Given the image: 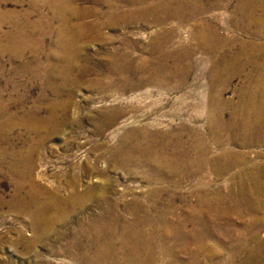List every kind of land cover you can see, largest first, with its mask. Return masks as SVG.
<instances>
[{
	"label": "bare ground",
	"instance_id": "6f19581e",
	"mask_svg": "<svg viewBox=\"0 0 264 264\" xmlns=\"http://www.w3.org/2000/svg\"><path fill=\"white\" fill-rule=\"evenodd\" d=\"M94 1L107 7V21L118 17L124 18L120 25L140 21L156 27L148 32V42L141 48L145 55L134 59V50L140 46L123 39L131 53L120 47L113 49L98 67L101 73L106 71L103 81L83 82L86 72L101 79L95 68L86 69L82 61L92 42H113L97 34L106 24L87 21L96 12L79 7L80 0L76 4L74 0H31V12L47 19L45 33L55 37L46 61L56 62L51 73L63 90L69 87V92L65 99L52 101L46 119H33L26 124L27 129H47L42 142L63 133L70 123L78 125L68 112L82 82L113 102L129 91L142 89H159L163 94L171 90L192 97L198 87L190 83V76L201 65L205 78L198 109L201 117L186 119L176 112L172 125L177 128H114L107 135L108 142L102 144L111 161L127 175L156 185L167 184L150 189L151 194L174 190L182 181L194 179L189 188L194 202L187 206L193 214L182 211L187 205L183 199L176 209L161 212L155 229L150 230L144 214L135 213L124 203L119 210L111 199L100 200L98 184L81 190L71 179L67 181L71 189L61 192V186L52 188L35 176L34 162L17 160L9 164L8 173L15 182L11 208L30 218L31 233L24 237L23 230H18L19 240L15 242L23 248V255L31 256L35 245L51 247L53 242L58 248H50V255L63 253L78 264H151L157 254L170 257L176 251L190 253L192 258L211 256L215 252L205 241L209 232L199 217L208 210H216L214 216L225 214L226 220L236 208L239 216L249 219L246 230L264 228V0ZM125 6L134 12L122 13ZM14 15V11L0 13V26ZM109 26H118V20ZM180 28L187 35L181 36ZM20 37L27 39L25 33ZM26 44L21 43L17 56L23 54ZM46 45V40L37 43L44 49ZM4 52L0 45V54ZM59 112L62 116L58 120ZM141 120L133 117L123 124H139ZM49 122L51 128H46ZM116 123L108 121L105 127H95L94 133L104 134ZM122 131L118 146L113 147L109 140ZM102 169V174L109 171ZM91 204L106 209L107 217L100 213L99 219L93 220L81 213L75 227L73 222L67 223L78 210ZM255 242L258 249H264L262 239ZM36 257L39 260L35 264H56L41 255Z\"/></svg>",
	"mask_w": 264,
	"mask_h": 264
},
{
	"label": "rangeland",
	"instance_id": "374dc122",
	"mask_svg": "<svg viewBox=\"0 0 264 264\" xmlns=\"http://www.w3.org/2000/svg\"><path fill=\"white\" fill-rule=\"evenodd\" d=\"M209 1L214 0H205ZM74 2L76 4L77 0ZM80 3L82 4L78 3L79 7L96 12L95 15L88 16L87 21L106 24L101 33L95 30L94 36L97 31L98 35L109 37L113 41L111 44L100 41L89 44L82 64L86 69L95 68L101 79H98L96 74L86 72L83 82L103 81L106 71L101 73V68L98 67L102 66V61L106 60L113 49L120 47L126 50H123L124 52L131 53L129 46L125 48L123 39L136 42L140 46L134 50V59L145 55L141 48L148 42V32L154 31L155 26L142 24L140 21L120 25L119 21L124 18L114 17L112 21L106 20L104 13L108 9L105 5L95 4L94 0H80ZM30 7L31 0H3L0 3V13H16L0 26V45L6 50L4 54H0V160L6 162L3 164L0 161V200L3 202L2 206L0 205V264H35L39 260L36 256L40 255L48 262L56 264H78L70 262L63 253L50 255V248H58L53 242L51 247L46 244L35 245L31 256H24L23 248L16 245L15 242L19 240L18 230H23L24 237L31 233L29 216L11 208L15 182L14 176L8 173V166L17 160L34 162L35 176L41 177L44 184L52 188L61 186V192L71 189L67 182L71 179L81 190L98 184L96 194L100 200L111 199L113 204L118 203L116 206L119 210H122L120 204L124 203L125 207L134 209L135 213L144 214L150 222V230L155 229L161 212L169 208L176 209L183 199L187 205L182 211L193 214L191 207L187 206L194 202L189 196V188L195 184L194 179L182 181L179 187L168 190L170 192L151 194L150 189L167 187V184L156 185L153 181L139 176L127 175L125 170L111 161L102 144L108 142L107 135L114 128H177L172 125V115L176 112L186 119L197 115L201 117L198 109L201 87L205 82L201 65L196 66L190 76V83L198 87L192 97L181 96V93L171 90L163 94L159 89H152L150 92L142 89L129 91L126 96L113 102L107 101L95 89L90 88L89 84L82 82L75 90L73 104L68 112L71 121L78 120L79 124L70 123L63 133L41 142L40 138L48 133V130H29L27 128L30 127L26 124H31L35 118L46 119L51 113L49 105L52 101L65 99L69 87H64L63 90L62 85L55 81L51 73L50 68L56 65V62L46 59L51 46L55 44V37L45 33L47 19L32 13ZM124 12H134V8L125 6L122 13ZM114 20H118V26L110 27L109 22ZM171 24L170 21L169 26ZM21 33H25L27 39H22ZM179 33L183 37L187 35L185 29H181ZM43 40H46L47 44L45 49L37 46V43ZM24 42L29 44H26L27 48L23 54L17 56L18 49ZM103 67H106V64ZM234 82L238 83V80ZM61 116L59 112L58 120ZM133 117H141L142 122L123 124ZM108 121L117 123L107 128L104 134L94 133L95 127H105ZM153 123L162 125L153 126ZM169 124L171 126H167ZM46 128H51L50 122ZM123 133L124 131L115 135L109 143L113 147L118 146ZM102 166L109 171L102 174ZM233 209L226 220L223 219L225 214L212 215L216 210L203 211L199 215L204 219L205 230L209 232V239L205 241L210 244L215 255L192 258L190 253L176 251L170 257L157 254L151 264H264V249H258L259 246L255 242V239L264 241V228L253 227L246 230L249 219L247 216H239L236 208ZM105 210L101 206L87 205L78 210L76 216H71L67 223L73 222L75 227L79 223L77 216L81 213H86L88 218L93 220L99 219L100 213L102 217H107ZM86 261L92 262L93 259Z\"/></svg>",
	"mask_w": 264,
	"mask_h": 264
}]
</instances>
